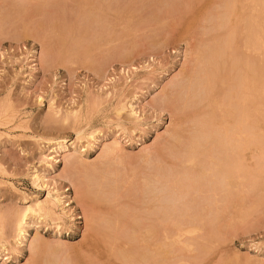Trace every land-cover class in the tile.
<instances>
[{
  "label": "rangeland",
  "instance_id": "374dc122",
  "mask_svg": "<svg viewBox=\"0 0 264 264\" xmlns=\"http://www.w3.org/2000/svg\"><path fill=\"white\" fill-rule=\"evenodd\" d=\"M263 8L0 0V264H264V81L244 99L242 84L231 93L238 80L220 86L226 113L208 105L204 81L215 62L232 71L241 56L263 77ZM226 129L234 141L220 140ZM40 202L45 211L19 228Z\"/></svg>",
  "mask_w": 264,
  "mask_h": 264
},
{
  "label": "bare ground",
  "instance_id": "6f19581e",
  "mask_svg": "<svg viewBox=\"0 0 264 264\" xmlns=\"http://www.w3.org/2000/svg\"><path fill=\"white\" fill-rule=\"evenodd\" d=\"M204 1H205V0H204ZM205 4H206V3H205ZM262 4H263V3H262ZM201 5H202V4H201ZM209 5H210V3H209ZM261 7H262V6H261ZM196 9H197V7H196ZM239 9H240V8H239ZM247 9L249 10V8H247ZM255 9H257V8H255ZM255 9H254V10H255ZM202 10H203V9H202ZM236 10H237V9H236ZM245 10H246V8H245ZM250 10H251V9H250ZM250 10H249V11H250ZM252 10H253V9H252ZM263 10H264V8H263ZM193 11H194V10H193ZM246 11H247V10H246ZM249 11H248V12H249ZM257 11H258V10H257ZM257 11H256V12H257ZM259 11H260V10H259ZM198 12H199V10H198ZM223 12H224V11H223ZM227 12H228V11H227ZM227 12H226V14H227ZM248 12H247V13H248ZM256 12H255V13H256ZM261 12H262V11H261ZM250 13H251V11H250ZM263 13H264V12H263ZM197 14H198V13H197ZM197 14H196V15H197ZM246 15H247V14H246ZM254 15H255V14H254ZM244 16H245V15H244ZM258 16H259V15L257 14V17H258ZM263 16H264V14H263ZM196 17H197V16H196ZM196 17H195V20H196ZM232 17H233V16H232ZM247 18H248V16H247ZM221 19H222V18H221ZM231 19H232V18H231ZM235 19H236V17H235ZM244 21H245V20H244ZM249 21H250V20H249ZM257 22H258V21H257ZM242 24H243V23H242ZM250 24H251V23H250ZM256 24H257V23H256ZM256 24L254 23V25H256ZM259 25H261V23H260V24L258 23L257 26H259ZM234 26H235V25H234ZM257 26H255V27H257ZM247 27H248V26H247ZM250 27H251L252 29H254V27H252V26H249L248 28H250ZM259 27H261V26H259ZM263 27H264V26H263ZM257 28H258V27H257ZM246 29H247V28H246ZM252 29H251V30H252ZM262 29H263V28H262ZM234 30H235V29H234ZM236 30H237V29H236ZM249 30H250V29H249ZM254 30H255V29H254ZM257 30H258V29H257ZM257 30H255V31L258 32ZM247 31H248V29H247ZM231 33H232V32H231ZM238 33H241V32H238ZM247 33H248V32H247ZM252 33H253V32H251L250 34H252ZM258 33L260 34V32H258ZM258 33H257V34H258ZM232 34H233V33H232ZM244 34H245V33H244ZM254 34H255V33H253V34L250 35L249 37L254 38L255 36H257V35L255 34V36L253 37ZM262 34H263V33H262ZM229 35H230V34H229ZM229 35H228V36H229ZM238 35H239V34H238ZM258 36H259V35H258ZM258 36H257V37H258ZM260 36H261V35H260ZM260 36H259V37H260ZM233 37H234V36H233ZM233 37H232V38H233ZM246 37H247V36H246ZM249 37H247V38H249ZM257 37H256V38H257ZM259 37H258V38H259ZM217 38H218V37H217ZM219 38H220V37H219ZM224 38H225V36H224ZM224 38H223V39H224ZM251 38H250V39H251ZM220 39H221V38H220ZM262 39H264V38H262ZM255 40H256V39H255ZM258 40H260V38H259ZM224 41H225V39H224ZM242 41H243V40H242ZM248 41H249V40H248ZM246 42H247V41H246ZM249 42H250V41H249ZM251 42H252V40H251ZM224 43H225V42H224ZM224 43L221 42V43H218V44H224ZM226 43H227V42H226ZM234 43H235V42H234ZM253 43L255 44V45H254L255 48H256V46H258V44H259L258 42H256L257 44H256L255 42H253ZM253 43H251V44H253ZM213 44H214V43H213ZM248 44H250V43H248ZM262 44H263V43H262ZM206 45H207V44H206ZM211 45H212V44H211ZM230 45H231V44H230ZM230 45H226V44H225V46L223 45L222 48H221V50H223V51L226 52V49L229 48ZM233 46H234V45H233ZM236 46H237V45H236ZM244 46L247 47L248 45L245 44ZM250 46H252V45H250ZM211 47H212V46H211ZM241 47H242V46H241ZM215 48H217V47H215ZM219 48H220V47H219ZM251 48H252V47H251ZM251 48H250V49H251ZM257 48H258V47H257ZM260 48H261V47H260ZM242 49H243V48H242ZM210 50H211V48H210ZM232 50H233V52H234L235 48L232 49ZM247 50H248V49H247ZM262 50H263V48H262ZM262 50H261V51H262ZM200 51H201V50H200ZM223 51H222V52H223ZM242 51H243V50H242ZM249 51H250V50H249ZM263 51H264V50H263ZM211 52H212V51H211ZM214 52H215V51H214ZM217 52H218V48H217ZM225 52H223V53L225 54ZM230 52H231V51H230ZM230 52H229V53H230ZM236 52H237V53L239 52L238 54H241V53H242L241 51H236ZM240 52H241V53H240ZM256 52H258V50H257ZM234 53H235V52H234ZM237 53H236V54H237ZM245 53H246V52H244V54H245ZM248 53H249V52H248ZM254 54H255V53H254ZM258 54H259V53H258ZM232 55H233V54H232ZM256 55H257V54H256ZM208 56H209V55H208ZM222 56H223V54H222ZM227 56H228V55H227ZM227 56H226V57H227ZM246 56H247V55H245V57H246ZM213 57H214V56H213ZM235 57H236V56H235ZM235 57H234V58H235ZM241 57L243 58V56H241ZM252 57H253V56H252ZM260 57H261V56H260ZM211 58H212V57H211ZM234 58H232V59H234ZM237 58H238V57H237ZM242 58L238 59V60H242V61H240V63H238V62H237V63L234 62L233 67H232V71H231V69H228V68L223 67V66H222L223 69H219L217 63L215 62V63H216V64H215V63L213 62V63H214V66H213V73L211 72V74L207 76V78H206L207 80H206L205 78H204L205 80L203 79L204 81H208V82H207V87H206V89H205V90H207V93H208L207 98H206V101H207L208 105H209V106H212V107H215V108L217 107L216 109H217L218 111H220V112L223 111V112L226 113V112H227V107L230 106V105L232 104V103H228V104H230V105H227V104L225 105V104H224V102H223L224 97L222 98V96H223L224 94H226V93L228 94L230 90L227 89L228 91L226 92V89L224 90V89H223V88H224L223 86H225L226 84H227L228 86H229V85L231 86V85L234 84V85H233V86H235L234 88H233V86H231L232 89H234V93H233V92H231V93H232V95H233V98L236 99L237 96H236L235 92H237L238 90H240V88H236V87L239 86L240 84H242V85H243L242 87H241V85H240V87L243 88L242 90H240V92L242 91V92H241L242 95H240L239 91H238L237 93H239L238 96H239L240 98H241V96H243L241 99H244V96H246L247 94L251 93V91L249 92L248 90H252V89L254 88V86L257 84L258 81H262V80L264 81V72H263V77L261 76V75H262L261 73L258 74V75L261 76V77H259V76H255V77H254L253 74H254L255 72H257L258 70L255 71V70H253V68L251 69V67H249L250 64L247 65V63H248L247 61H248V60H246V58H243V59H242ZM249 58H250V57H249ZM222 59H223V58H222ZM235 59H236V58H235ZM244 59H245V60H244ZM255 59H256V58H255ZM227 60H228V59H227ZM243 60H244V61H243ZM202 61H203V60H202ZM214 61H215V60H214ZM221 61H222V60H221ZM230 61L233 63V61H232L231 59H230ZM203 62H204V61H203ZM222 62H223V61H222ZM222 62H220V63H222ZM242 62H244V63L247 62V63L244 64V63H242ZM251 62H252V60H251ZM249 63H250V60H249ZM259 63H260V62H259ZM261 63H262V59H261ZM222 64H223V63H222ZM230 64H231V63H230ZM243 64H244L245 66H243ZM223 65H225V59H224V64H223ZM246 65H247V68H246ZM262 65H263V63H262ZM225 66H227V62H226V65H225ZM244 67H245L246 69H245ZM248 67H249V69H251V71L248 70ZM203 68L205 69V67H203ZM206 68H207V67H206ZM233 68H235V72H236V69H237V71L239 70L238 73H236V74L233 73V71H234ZM261 68H262V66H261ZM261 68H260L259 70H261ZM208 69H209V68H207V69L204 70V71H207ZM252 70H253V72H252ZM202 71H203V70H202ZM211 71H212V70H211ZM254 71H255V72H254ZM261 71H263V70H261ZM208 72H210V71H208ZM259 72H260V71H259ZM204 73H206V72H204ZM257 73H258V72H257ZM255 74H256V73H255ZM255 74H254V75H255ZM195 77H196V76H195ZM205 77H206V76H205ZM202 78H203V77H202ZM255 78H258V79H255ZM260 79H261V80H260ZM236 80H238L239 83L237 82L238 84H237V83H233V84H232V82H236ZM200 81H201V80H200ZM213 84H214V85H215V84H218V85L220 84L219 87L222 86L223 88L220 87L222 90H221V89L215 90ZM235 84H237V85H235ZM187 85H188V84H187ZM189 85H190V84H189ZM196 85H197V84H196ZM205 85H206V83H205ZM248 85H250V86H248ZM253 85H254V86H253ZM230 86H229V87H230ZM189 87H190V86H189ZM196 87H197V86H196ZM196 87H195V88H196ZM198 87H199V86H198ZM225 87L227 88V86H225ZM201 88H202V87H201ZM251 88H252V89H251ZM188 89H190V88H188ZM191 89H192V88H191ZM193 89H194V88H193ZM198 89H199V88H198ZM232 89H231V90H232ZM201 90H202V89H201ZM236 90H237V91H236ZM191 91H192V90H191ZM193 91H194V90H193ZM202 91H203V90H202ZM232 91H233V90H232ZM247 91H248V93H247ZM198 92H199V91H198ZM189 93H190V92H189ZM194 93H195V92H194ZM194 93H193V94H194ZM231 93H229V94L231 95ZM246 93H247V94H246ZM185 94H186V93H185ZM203 94H204V93H203ZM244 94H246V95H244ZM234 95H235L236 97H234ZM250 95H251V94H250ZM204 96H205V95H204ZM204 96H203V97H204ZM182 97H184V96H182ZM239 97H238V98H239ZM187 98H188V97H187ZM199 98H200V97H199ZM199 98H198V99H199ZM228 98H230V97L228 96ZM231 98H232V97H231ZM238 98H237V99H238ZM240 98H239V100H240ZM245 99H246V98H245ZM239 100H238V101H239ZM202 101H203V100H202ZM238 101L236 100V102H233V103H234V104H235V103H237V104L241 103V104H239L238 106H236V107H239V109H240L241 107H244V106H243V105H244V102H245V104H246V101H244L243 104H242V102H241L242 100H240L239 103H238ZM186 104H187V103H186ZM201 104H202V103H201ZM199 105H200V104H199ZM241 105H242V106H241ZM205 106H206V105H205ZM240 106H241V107H240ZM247 106H248V105H247ZM190 107H192V106H190ZM195 107H197V105H195ZM192 108H193V107H192ZM234 108H235V106H234ZM241 109H243V108H241ZM185 110H186V109H185ZM232 110H233V109H232ZM232 110H231V112H232ZM190 111H191V110H190ZM204 111H205V110H204ZM228 111H230V110H228ZM241 112L243 113V115L246 116L247 112L245 111V109L242 110ZM241 112H240V114H241ZM198 114H199V113H198ZM233 114H235V113H233ZM233 114H232V115H233ZM196 115H197V114H196ZM209 115H210V112H209ZM211 115H213V114H211ZM241 117H242V116H241ZM195 119H196V118H195ZM198 119H199V118H198ZM201 119H202V118H201ZM214 119H215V118L212 116V118H211L210 120L207 119L206 122L208 123V121H209V123L212 124V122L214 121ZM240 120H241V118H240ZM214 122H215V121H214ZM228 122H230V117H228V116H224L223 114H220V121L217 122V123L219 124V126H220V125H226V124H228ZM242 122H243V121H242ZM193 123H196V121H194ZM197 124H199V121H198ZM204 124H205V123H204ZM204 124H200V125H204ZM241 124H243V123H241ZM206 125H209V124H206ZM234 125H235V124H234ZM234 125H233V126H234ZM244 125H245V124H244ZM212 126H213V125H212ZM212 126H211V127H212ZM198 127H199V125H198ZM205 127H207V126H205ZM220 127H222V126H220ZM238 127H239V126H238ZM241 127H242V125H241ZM241 127H239V128L241 129V130H239V131H242V130L245 128V126H244L243 129H242ZM251 127H252V126H251ZM191 128H192V127H191ZM208 128H209V127H208ZM208 128H207V129H208ZM227 128H228V127H227ZM234 128H235V126H234ZM195 129H197V128L195 127ZM198 129H199V128H198ZM207 129H205V132H206ZM247 129H248V128H247ZM247 129H246V131H247ZM221 130H222V129H221ZM196 131H197V130H196ZM207 131H208V130H207ZM210 131H211V129H210ZM233 131H234V130H233ZM233 131H232V132H233ZM235 131H236V129H235ZM235 131H234V132H235ZM79 132H80V131H79ZM232 132H231V133H232ZM251 132H252V130H251ZM251 132H250V133H251ZM203 133H204V132H203ZM219 133H220V132H219ZM224 133H225V135H224V134L222 135V134L220 133V134L222 135V137H221L222 139H220V140H224V139H225V138H223L224 136L230 138V141L233 140V138L229 136V134H230V130L228 131V129H226ZM237 133H238V132H237ZM237 133H236V134H237ZM244 133H245V131H244ZM247 133H248V134H247ZM250 133H249V131L246 132V133H245V136H246V137H244V138L249 140V139H250V135L252 134V133H251V134H250ZM214 134H215V133H214ZM232 134H233V133H232ZM201 135H202V134H201ZM233 135H234V134H233ZM242 135H243V134H242ZM207 136H208V135H207ZM211 136H212V135H211ZM219 136H220V135H219ZM231 136H232V135H231ZM240 136H241V134L239 135V137H238V136H237V137L240 138ZM247 136H248L249 138H248ZM179 137H180V136H179ZM195 138H197V137H195ZM195 138H194V139H195ZM208 138H209V136H208ZM241 138H242V137H241ZM191 139H192V138H191ZM226 139H227V138H226ZM234 139L236 140V137H235ZM251 139H252V138H251ZM251 139H250V141H251ZM220 140H219V141H220ZM211 141H212V140H211ZM211 141H210V142H211ZM213 141H214V140H213ZM224 141H225V140H224ZM230 141H226V142H230ZM233 141H234V140H233ZM238 141H239V140H238ZM238 141H237V144L234 142L237 146H238ZM243 141H244V139H243ZM205 142H206V141H205ZM205 142H203V143H205ZM208 143H209V141H208ZM221 143H222V141H221ZM221 143H220V144H221ZM191 144H192V143H191ZM225 144H226V143H225ZM229 144H230V143H229ZM229 144H228V145H229ZM248 144H249V143H248ZM211 145H212V144H211ZM214 145H215V144H214ZM222 145H223V147H224V144H222ZM226 145H227V144H226ZM236 145H234V146H236ZM239 145H240V144H239ZM242 145H243V144H241V147H240L239 149H242ZM57 146H58V145H57ZM204 146H205V145H204ZM218 146H219V144H218ZM220 146H221V145H220ZM237 146H236V147H237ZM63 147H64V146H61V145L59 146L60 149H62ZM188 147H189V146H188ZM206 147H207V146H206ZM238 147H239V146H238ZM117 148H118V147H117ZM225 148H226V147H225ZM229 148H230V147H229ZM56 149H57V148H56ZM64 149H65V148H64ZM222 149H224V148H221V150H222ZM230 149H231V148H230ZM234 149H238V148H234V147H233V149H232L231 151H233ZM239 149H238V150H239ZM58 150H59V149H58ZM216 150H217V148H216ZM224 150H225V152H226V149H224ZM112 151H113V150H112ZM241 151H242V150H241ZM241 151L239 150L238 152H235V150H234V152L236 153V155H238L237 153H239V152L241 153ZM57 152H58V151H57ZM213 152H214V151H213ZM223 152H224V151H222V153H223ZM228 152H230V151H228ZM228 152H227L226 155H228V156H229V155H232V157H234L232 153L229 154ZM109 153H110V152H109ZM112 153H113V152H112ZM240 153H239V155H240ZM204 154H205V152H204ZM187 155H190V154L188 153ZM187 155H185V156H187ZM192 155H194V154L192 153ZM196 155H197V154H196ZM214 155H215V153H214ZM219 155H222V154H219ZM224 155H225V154H224ZM226 155H225V156H226ZM236 155H235V157H237V159H238L239 156H236ZM241 155H242V154H241ZM182 156H183V155H182ZM206 156H207V154L205 155V157H206ZM228 156H227V157H228ZM199 157H200V156H199ZM202 157H203V154H202ZM207 157H208V156H207ZM223 157H224V156H223ZM227 157H225V159H226ZM221 158H222V157H221ZM230 158H231V157H230ZM240 158H241V157H240ZM242 158H243V157H242ZM198 159H199V158H198ZM207 159H208V158H207ZM228 159H229V157H228ZM232 159H233V158H232ZM248 159L250 160V157H249ZM184 160H185V159H184ZM202 160H203V159H202ZM204 160H206V159H204ZM234 160H236V159L234 158ZM193 161H194V158H193V157H192V158L190 157L189 162H191V164H192ZM208 161H209V159H208ZM225 161H227V160H225ZM232 161H233V160H232ZM236 161H237V160H236ZM236 161H235V163L237 164ZM219 162H220V161H219ZM205 163H206V162H205ZM211 163H212V162H211ZM223 163H224V162H223ZM202 164H203V163H202ZM219 164H220V163H219ZM225 164L228 166V165L230 164V162H229V164H227V163L225 162ZM233 164H234V163H233ZM233 164H231V165H233ZM236 164H235V165H236ZM167 165H168V164H167ZM221 165H223V164L221 163ZM226 165H224L223 167L227 168V171H228V170H233V169H228V167H226ZM237 165H239V163H238ZM233 166H234V165H233ZM243 166H244V165H243ZM203 167H205V166H203ZM206 167H207V166H206ZM229 167H230V165H229ZM234 167H238V166H234ZM255 167H256V166H255ZM189 168H190V167H189ZM214 168H215V167H214ZM201 170H202V169H201ZM203 170H204V169H203ZM225 170H226V169H225ZM235 170H236V169H235ZM217 171H218V170H217ZM219 171H220V170H219ZM176 173H177V172H176ZM180 173H181V172H180ZM200 173H201V172H200ZM219 173H220V172H219ZM227 173H228V172H227ZM227 173H226V175H227ZM231 173H233V172H231ZM235 173H236V172H235ZM235 173H234V174H235ZM240 173H241V172H240ZM254 173H255V172H254ZM172 174H173V173H172ZM177 174H178V173H177ZM186 174H187V173H186ZM189 174H190V173H189ZM204 174H205V173H204ZM229 174H230V173H229ZM173 175H174V174H173ZM215 175H216V174H214V176H215ZM191 176H192V175H191ZM210 176H211V175H210ZM219 176L221 177V175H219ZM229 176H230V175H229ZM104 177H105V176H104ZM159 177H160V176H159ZM181 177H182V175H181ZM195 177H196V176H195ZM217 177H218V176H217ZM233 177H235V176H233ZM174 178H177V177H174ZM159 179H160V178H159ZM188 179H189V177H188ZM215 179H216V178H215ZM218 179H219V178H218ZM223 179H224V178H223ZM228 179H229V178H228ZM233 179H234V178H233ZM179 180H180V179H179ZM184 180H185V179H184ZM225 180H226V179H225ZM230 180H231V179H230ZM240 180H241V178H240ZM205 181H206V180H205ZM212 181H214V180H212ZM221 181H222V178H221ZM221 181H220V185H221ZM228 181H229V180H228ZM237 181H238V180H237ZM102 182H103V181H102ZM182 182H183V181H182ZM217 182H219V181H216V184H217ZM230 182H231V181H230ZM230 182H229V183H230ZM113 183H114V182H113ZM204 183H205V182H204ZM211 183H212V182H211ZM211 183H210V184H211ZM213 183H215V182H213ZM227 183H228V182H227ZM233 183H234V181H233ZM235 183H236V182H235ZM166 184H167V183H166ZM171 184H172V183H171ZM171 184L169 183V185H171ZM198 184H199V183H198ZM216 184H215V185H216ZM223 184H224V182L222 183V185H223ZM99 185H101V184H99ZM105 185H106V184H105ZM162 185H163V184H162ZM203 185H204V184H203ZM225 185H226V184H225ZM228 185H231V184H228ZM238 185H239V184H238ZM249 185H250V184H249ZM198 186H199V185H198ZM210 186H212V185H210ZM210 186H209V188H210ZM226 186H227V185H226ZM232 186H233V185H232ZM234 186H235V185H234ZM204 187H205V186H204ZM227 187H229V186H227ZM227 187H226V188H227ZM230 187H231V186H230ZM100 188H101V187H100ZM172 188H173V187H172ZM198 188H199V187H198ZM223 188H224V187H223ZM117 189H118V188H117ZM119 189H120V188H119ZM195 189H196V188H195ZM195 189H194V190H195ZM200 189H201V191H202V188H200ZM213 189H214V188H213ZM220 189H222V188H220ZM114 190H115V189H114ZM165 190H166V189H165ZM183 190H184V189H183ZM210 190H211V189H210ZM214 190H215V189H214ZM225 190H226V189H225ZM229 190H230V189H228V191H229ZM115 191H116V190H115ZM191 191H192V190H191ZM197 191H198V190H197ZM221 191H222V190H221ZM223 191H224V190H223ZM107 192H108V191H107ZM121 192H123V191H121ZM202 192H205V191H202ZM211 192H212V190H211ZM216 192H217V191H216ZM218 192H219V191H218ZM89 193H90V192H89ZM92 193H93V192H92ZM103 193H105V192H103ZM221 193H222V192H221ZM226 193H228V192H226ZM106 194H107V193H106ZM213 194H214V192H213ZM49 195H50V194H49ZM49 195H48V196H49ZM110 195H111V194H109V196H110ZM117 195H118V194H117ZM117 195H116V196H117ZM203 195H204V194H203ZM217 195H218V194H217ZM113 196H114V195H113ZM49 197H51V195H50ZM53 197H54V196H52V198H53ZM201 197H202V195H201ZM205 197H206V196H205ZM209 197H210V196H209ZM209 197H208V198H209ZM225 197L227 198L226 194H225ZM112 198H113V197H112ZM54 199H55L58 203L60 202V198L54 197ZM114 199H115V198H114ZM192 199H193V198H192ZM197 199H198V198H197ZM214 199H215V197H214ZM214 199H213V200H214ZM236 199H238V198L236 197ZM101 200H103V199H100V201H101ZM226 200H227V199H226ZM97 201H99V199H98ZM113 201H115V200H113ZM117 201H118V200H117ZM190 201H191V200H190ZM205 201H206V200H205ZM186 202H188V201H186ZM201 202H202V201H200V203H201ZM214 202H215V201H214ZM103 203H104V202H103ZM160 203H161V202H160ZM192 203H193V202H192ZM207 203H208V202H207ZM212 203H213V202H212ZM182 204H183V203H182ZM189 204H190V203H189ZM198 204H199V199H198ZM198 204H197V205H198ZM212 205H213V204H212ZM94 206H95V205H94ZM170 206H172V205H170ZM195 206H196V205H195ZM195 206H194V207H195ZM44 207H45V205H44L42 202L38 203L35 207H34V206H29V207H27V208L25 209V212H24L23 216H22L21 219H20V222H19V228H21V225L24 223V221H25V219H26V214H27V212H35L36 214H37V213H41V212L45 211V208H44ZM183 207H184V206H183ZM191 207L193 208V206H191ZM197 207H198V206H197ZM204 207H205V206H204ZM181 208H182V207H181ZM186 208H187V207H186ZM209 208H210V207H209ZM161 209H162V208H161ZM161 209H160V210H161ZM178 209H179V208H178ZM101 210H103V209H101ZM162 210H163V209H162ZM207 210H208V209H207ZM163 211H164V210H163ZM180 211H181V210H180ZM207 212H208V211H207ZM163 213H164V212H163ZM163 213H162V214H163ZM171 213H172V212H170V214H171ZM182 213H183V212H182ZM210 213H211V212H210ZM127 214H128V213H127ZM165 214H166V213H165ZM189 214H190V213H189ZM201 214H202V213H201ZM21 215H22V214H21ZM42 215H43V214H42ZM100 215H101V214H100ZM131 215H132V214H131ZM151 215H152V214H151ZM154 215H155V214H154ZM160 215H161V214H159V216H160ZM176 216H177V215H176ZM211 216H213V215H211ZM102 217H103V216H102ZM139 217H140V216H139ZM165 219H166V217H165ZM177 219H178V218H177ZM96 220H97V219H96ZM99 220H100V219H99ZM141 220H142V219H141ZM163 220H164V219H163ZM170 220H172V219H170ZM164 221H165V220H164ZM174 221H175V220H174ZM176 221H177V220H176ZM181 221H182V219H181ZM95 222H96V221H95ZM115 222H116V221H115ZM172 222H173V220H172ZM178 222H179V221H178ZM178 222H177V223H178ZM110 223H111V222H110ZM112 223H113V222H112ZM183 224H184V222H183ZM187 224H188V222H187ZM103 225H104V224H103ZM112 226H113V225H112ZM175 226H176V225H175ZM109 227H110V226H109ZM113 227H114V226H113ZM99 228H100V227H99ZM114 228H115V227H114ZM169 228H170V227H169ZM174 228H175V227H174ZM153 229H154V228H152L151 231H152ZM175 230H176V229H174V231H175ZM23 231H25V230H23ZM171 231H172V230H171ZM171 231H170V232H171ZM132 232H133V230H132ZM21 233H22V232H21ZM151 233H152V232H151ZM123 234H124V233H123ZM21 235H22V234H21ZM94 237H95V236H94ZM96 239H97V238H96ZM100 241H101V240H100ZM100 241H99V242H100ZM99 242H98V243H99ZM98 243H97V244H98ZM111 243H112V242H111ZM137 243H138V242H137ZM103 244H104V243H103ZM99 245H100V244H99ZM99 245H98V247H99ZM102 246H103V245H102ZM100 248H101V247H100ZM102 248H104V247H102ZM103 250H104V249H103ZM143 251H144V250H143ZM159 252H161V251H159ZM146 253H147V252H146ZM153 254H154V253H153ZM158 254H159V253H158ZM110 255H111V254H110ZM155 255H157V254H155ZM165 255H166V254H165ZM153 256H154V255H153ZM113 260H114V259H113ZM141 260H142V259H141ZM144 260H145V259H144ZM144 260H143V261H144ZM162 261H163V260H162ZM148 262H149V261H148ZM109 263H110V262H109ZM151 263H152V262H151Z\"/></svg>",
  "mask_w": 264,
  "mask_h": 264
}]
</instances>
